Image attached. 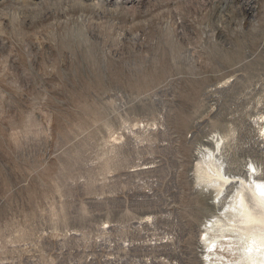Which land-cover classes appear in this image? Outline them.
Wrapping results in <instances>:
<instances>
[{
  "label": "rangeland",
  "instance_id": "1",
  "mask_svg": "<svg viewBox=\"0 0 264 264\" xmlns=\"http://www.w3.org/2000/svg\"><path fill=\"white\" fill-rule=\"evenodd\" d=\"M67 1L0 0V264H235L211 223L264 182V0Z\"/></svg>",
  "mask_w": 264,
  "mask_h": 264
},
{
  "label": "bare ground",
  "instance_id": "2",
  "mask_svg": "<svg viewBox=\"0 0 264 264\" xmlns=\"http://www.w3.org/2000/svg\"><path fill=\"white\" fill-rule=\"evenodd\" d=\"M87 1H90V2H88L87 6H86L85 4ZM106 1H111L113 6L116 5V8L118 7L117 4L123 3L122 0H120V1L119 0H76L75 2L76 3L78 2L83 7H84V5L86 7H88V5H89V6H91L90 8H92V7L94 8L96 6L98 7L99 5L101 6L102 5L101 3H105ZM183 1L186 2V0H183ZM188 1H191V0H188ZM195 1H192V2H195ZM252 3H253V0H239V2H238V4H240V9L244 10L245 12H248L250 17L253 16V11H254V8H253L254 5H252ZM64 4H65V6L71 5V4H73V0H68ZM200 4H202V3H200ZM215 5H216V3H215ZM208 6H210V5H208ZM102 7H103V5H102ZM18 14H19V11H13L12 13L10 12V15L8 17L9 20H11L12 22H17V21L19 22L20 19H22V18L19 17ZM80 24H81V26L84 27L85 30L83 29V31H82L79 29L77 32H79V31L80 32L74 33L75 35L71 34V37H73V38L76 37L79 39L86 38L87 27L85 28V24H83V23H80ZM196 167H197L198 179L202 180V181L205 180L207 182L211 181V182L217 184V186H218L217 192L218 193H220V191L223 189V186L225 184H227L228 182H231V180H229V178L226 177V175L224 177L223 173H221V171H220L219 166H215L211 162H208L207 160L199 161ZM244 187H245L244 185H240V188L236 189L235 194L232 196V198L229 201L226 209L223 211L222 216L228 218V220L230 221L229 222L230 224H228V225L231 228L230 227L224 228L225 225L222 224V222H223L222 218L214 219V221L211 223V228L214 230L217 229L216 231L221 232L220 236H222V237H225V235H226L223 232L233 233L232 236L234 237V239H236L238 241V244L240 245L239 253L237 256V261L235 264H264V182L254 181L253 185H249L250 190L253 193L252 194V200H251L252 203L247 202V200L245 198V194L242 191V189ZM250 224H253V226H249ZM252 227L253 228L255 227V229H251ZM217 237H219V236H217ZM215 238H216V236H213V238H211V237L209 238L207 235L205 236L204 241L207 242V244H206L207 247L208 248L210 247V249H213V252L209 251L207 253V255H206L207 258L209 257V255L211 253H214L215 255L221 256V252L219 253L216 250L217 246H219V248H222V251H224V249H225L228 253L232 254L231 253V251H232L231 240L227 241V242H217L215 240ZM227 240H229V239L227 238ZM236 249H238V248H236ZM212 261L213 260L209 259V264Z\"/></svg>",
  "mask_w": 264,
  "mask_h": 264
}]
</instances>
